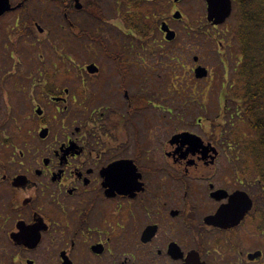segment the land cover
Listing matches in <instances>:
<instances>
[{
	"label": "flooded vegetation",
	"instance_id": "flooded-vegetation-1",
	"mask_svg": "<svg viewBox=\"0 0 264 264\" xmlns=\"http://www.w3.org/2000/svg\"><path fill=\"white\" fill-rule=\"evenodd\" d=\"M231 1L230 18L209 27L234 25ZM207 8L0 0V264H239L241 236L264 238V182L223 148L221 115L168 99L172 61L196 80L198 67L209 70ZM228 42L226 54L217 43L234 75L220 90L223 110L237 105L243 60L237 40ZM240 192L252 208L240 224H222L219 213L238 214Z\"/></svg>",
	"mask_w": 264,
	"mask_h": 264
},
{
	"label": "trees",
	"instance_id": "trees-1",
	"mask_svg": "<svg viewBox=\"0 0 264 264\" xmlns=\"http://www.w3.org/2000/svg\"><path fill=\"white\" fill-rule=\"evenodd\" d=\"M232 37L243 60L236 106L223 110V145L237 149L242 170L264 182V0H236Z\"/></svg>",
	"mask_w": 264,
	"mask_h": 264
},
{
	"label": "rangeland",
	"instance_id": "rangeland-1",
	"mask_svg": "<svg viewBox=\"0 0 264 264\" xmlns=\"http://www.w3.org/2000/svg\"><path fill=\"white\" fill-rule=\"evenodd\" d=\"M192 8H193V4L191 5L189 12H187V15L189 16V18L195 15V12H194L195 10H193ZM110 21H111V23L117 24V19L116 20L112 19ZM207 25H208L207 36H206V40L204 41V43L201 46V52H202V54H205V62L204 63L206 64V67L209 68V72H210L209 76L212 79H210V77H209L208 80H196L193 75H191V77L188 75L190 77L189 78V77H187V74H184V72H179V69H177V67H178L177 61L174 60L171 62V64H173L171 66H175L174 63H176V66H175L176 72L174 71L175 73L174 72L172 73V77H170L166 81V84H167V86H169V89L174 91V95H173V97L168 98V99H174V100H179V101H184V100L198 101V102L201 101V102H203V104L206 102V104H204L205 106H207L206 110L208 111L206 116L216 117V116L221 115V119H220L221 121H219V123H221L224 120V116L222 115L223 112H221L223 109H221V107H219L218 101L220 100L222 102V100L224 99V94L220 90L222 89L223 84L226 85L227 87H228V85L231 84L230 80L233 78L234 75H233V73H229L226 77V73L224 72V65H223L222 61L220 60V56H219V53L222 52V49H221L222 47L219 48L217 43L219 41H222V43H224V46L225 45L227 46L226 50L223 49L225 54H226L229 47H230V43L228 42V40L231 39L232 33H230V31H231L233 24L231 22L227 26L221 27L218 29H214L212 27H209L208 22H207ZM194 46H196V45H194ZM190 59H191L190 63L192 64L193 60H192V58H190ZM55 62H56V64L61 65L60 61H55ZM62 62H63V65L65 66V68L69 67V62H67L65 60ZM87 62H88L87 60H81L80 59V60H78V65L83 66ZM169 63H170V61H169ZM227 63L230 64V66H229L230 71L233 72V69L235 68L234 63L231 61H228ZM49 67L54 68V67H57V65L54 66L52 64H49ZM230 76H231V79H230ZM181 78H184V80L181 81ZM191 81H192V83H191ZM190 83L192 85L196 84L197 88L191 86ZM160 89H162V88L160 87ZM204 90H205V93L203 92ZM184 92H187L186 95H184ZM202 92H203V94L207 93L206 94L207 97L205 99H204L203 95L202 96L200 95ZM208 101H209V103H208ZM190 116H192L194 118L195 117L198 118L201 115H199L196 112L195 114L192 113V115H190ZM178 126L179 127H182V126L185 127V126H192V125H188V124L184 123V124H179ZM194 129L200 133L203 132L202 129L201 130L197 129V128H194ZM226 154H225V156H231L230 154H227V155ZM233 157H234V155H233ZM238 158L240 159L239 155H238ZM230 159H231V157H230ZM246 234H248L247 235L248 238H246V237L242 238V236L240 238L239 255H238L239 264H264V258L260 262H258V261L252 262L247 258V254H249V253L254 254L256 251H259V250L264 252V238H262L257 233L252 232V231L247 232Z\"/></svg>",
	"mask_w": 264,
	"mask_h": 264
},
{
	"label": "water",
	"instance_id": "water-1",
	"mask_svg": "<svg viewBox=\"0 0 264 264\" xmlns=\"http://www.w3.org/2000/svg\"><path fill=\"white\" fill-rule=\"evenodd\" d=\"M176 2L178 0H175ZM207 1V20L214 26H219L224 24L227 19L231 16L232 13V1L231 0H206ZM177 17V15H176ZM170 33V32H169ZM168 36L169 40H173L175 38L174 33H170ZM208 76V71L205 68L199 67L196 69V77L198 79H202ZM238 214H233V217L226 216L225 212L219 213V220L222 224H225L228 221H235V223L240 224L244 219L246 213L252 208L251 201L245 193L240 192L238 201ZM257 256V254L253 255Z\"/></svg>",
	"mask_w": 264,
	"mask_h": 264
}]
</instances>
